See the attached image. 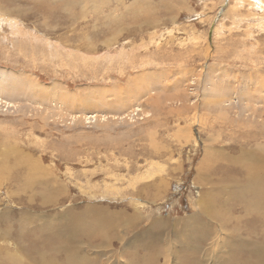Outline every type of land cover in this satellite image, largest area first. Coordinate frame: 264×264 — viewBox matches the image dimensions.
<instances>
[{
    "label": "rangeland",
    "instance_id": "374dc122",
    "mask_svg": "<svg viewBox=\"0 0 264 264\" xmlns=\"http://www.w3.org/2000/svg\"><path fill=\"white\" fill-rule=\"evenodd\" d=\"M3 72L0 264L264 260V0H0ZM200 197L234 211L196 254Z\"/></svg>",
    "mask_w": 264,
    "mask_h": 264
},
{
    "label": "bare ground",
    "instance_id": "6f19581e",
    "mask_svg": "<svg viewBox=\"0 0 264 264\" xmlns=\"http://www.w3.org/2000/svg\"><path fill=\"white\" fill-rule=\"evenodd\" d=\"M6 75V73H0V77H2V76H5ZM6 85H8V83H6ZM3 87V86H2ZM33 88H35V90H41V91H44V89L40 86V85H38V84H35L34 86H32ZM207 91H208V89H207ZM0 92H2V91H0ZM209 93H210V96H213L212 95V93L210 92V91H208ZM255 92H256V89H255ZM1 95V94H0ZM3 95V94H2ZM1 95V96H2ZM216 96V95H215ZM1 101H3V98L2 97H0V103H1ZM5 102H8L9 103V101H6L5 100ZM8 105H10V104H8ZM263 109H264V107H263ZM93 115V114H92ZM254 115V114H253ZM95 118V117H94ZM254 118H255V116H254ZM91 119H92V117H91ZM254 148H257V149H259V148H261L259 145H256ZM253 150V149H252ZM259 151H260V149H259ZM253 152L254 151H250L249 152V154H248V156H250L251 154H253ZM263 153V150H262V152L261 153H259V155L257 154H255V156L254 155H252V157H250V160H249V162L251 161V159H253V161H251L250 162V164L247 166V169H250V171H245L246 173H247V176H248V185H249V188H248V190H246V191H244L241 195H238L237 196V199H236V204L237 203H239V204H241L242 205V209L244 210V208H245V210H246V212L248 213L249 211H251V212H256V211H258L261 215H260V218H261V222H263L264 223V156H262L261 154ZM261 166V169L259 170L258 169V167H260ZM213 169V168H212ZM218 171V170H217ZM225 180V179H224ZM208 192H205V195L207 196V197H209L208 196V194H207ZM223 200V199H222ZM215 201V200H214ZM213 202V201H212ZM227 203H228V199H224L221 203H219V201L217 200V201H215V202H213L211 205H210V203L209 202H207L206 201V198L205 197H200V199H199V201H198V204H199V206L202 208V212H200V213H195L194 214V216H190L189 218H187L186 220H185V222H183L182 220H179V221H177L176 223H171V224H173V225H175V224H177V223H179V222H181V223H183L182 225L184 226V228H183V231L185 232V236L186 235H192V233L189 231V229H192V228H195L196 229V227H200V229L198 230V238H197V243L193 246L194 248H192L191 249V252H195L196 254H198V252H200V251H204V249H203V246H204V241L203 240H209L211 237H213V235H215L216 233H217V228L215 227V226H213V228H208V226L213 222V220L215 219V220H217V222L219 223V221L220 220H222V219H225V217H226V215L228 214V213H231L232 214V211H234V208L233 209H228V206H229V203H228V205H227ZM220 204H222V205H224V207H226V205H227V207H226V212H227V214H225V215H222L221 214V212L220 211H218V213H213L211 210H209L210 208H211V206L213 207V208H217V207H219L218 205H220ZM208 209V210H206V209ZM100 209V208H99ZM222 211V210H221ZM237 213V212H236ZM134 217H135V219L134 220H137L139 217L138 216H136L135 214H134ZM204 217H211L213 220H207V219H205ZM102 218V217H101ZM100 218V219H101ZM62 219H63V217H62ZM99 219V218H98ZM129 219V218H128ZM235 219H239L238 217H235ZM130 221H133V219L132 218H130L129 219ZM128 220V221H129ZM97 221V220H96ZM101 222V221H100ZM104 222H105V220H104ZM168 222V221H167ZM167 222L166 221H163V222H161V224H162V226H164L165 224H167ZM68 224V223H67ZM103 224V223H102ZM127 224V223H126ZM220 224V223H219ZM65 225H66V223H65ZM101 225V224H100ZM113 225V224H112ZM56 226H57V224H56ZM67 226V225H66ZM69 226H71V225H69ZM97 226V225H96ZM133 226V224L131 225V227ZM107 227V226H106ZM110 227V226H109ZM165 227V226H164ZM66 229H67V227H65ZM68 228H70V227H68ZM73 230H75L74 228H72ZM98 229V228H97ZM113 229H116V227H114V226H112L111 227V230H113ZM76 232H77V229L75 230ZM79 231V230H78ZM99 231V230H98ZM127 232V231H126ZM62 233H64V232H62ZM66 234L67 235H69L70 236V234H71V230L70 231H67L66 232ZM80 234V233H79ZM94 233H92V235H93ZM161 234V233H160ZM64 235V234H63ZM78 235V234H77ZM81 235V234H80ZM106 235V234H105ZM263 235H264V228H263ZM153 238H154V241H153V243H155L154 244V246L156 245V241H158V236L157 235H155V236H152ZM75 239L77 238L76 237V234H75V237H74ZM120 238V237H119ZM66 240H64V243L65 242H67L68 241V239H69V237L67 236V238H65ZM79 239V238H78ZM77 239V244H81V242L79 241ZM134 242V241H133ZM63 244V243H62ZM136 244V243H135ZM67 245V244H66ZM65 245V246H66ZM72 245H74V244H72ZM76 245V244H75ZM82 245V244H81ZM80 245V246H81ZM133 245V244H132ZM148 245H151V244H147V243H145V247H147ZM253 245H254V242H252V241H250V250H252V252H253ZM58 246V245H57ZM77 246V249H79V245H76ZM154 246H152V251H153V257L152 256H144L143 258H144V260H142V258L140 257V255L138 256L137 254V256H134V261H133V263L132 264H142L143 263V261L144 262H147V260L149 261V263L150 262H152V261H150V257L152 258V260H153V264L155 263V264H168L169 263V258L165 255V256H161V253H160V249H157V250H159L158 251V253H159V255H155L154 253H155V247ZM59 247V246H58ZM62 247V246H61ZM133 247V246H132ZM151 247V246H150ZM63 248V247H62ZM65 248V247H64ZM63 248V249H64ZM81 248H83V249H85V247L83 246V247H81ZM248 248V246H246V247H244V248H241V250H246V249ZM77 249H74V251L76 252H73V251H71L70 253L73 255V256H76L77 254H78V252H79V250H77ZM148 250V249H147ZM240 250V251H241ZM61 251V250H60ZM87 251V250H86ZM43 252V251H42ZM63 252V251H62ZM61 252V253H62ZM56 253H58L59 254V252H56ZM113 253V252H112ZM168 253H169V251H168ZM64 254V253H63ZM88 254V253H87ZM71 255V256H72ZM112 255H114V254H112ZM112 255H108V256H112ZM249 255V254H248ZM84 257V256H83ZM82 257V258H83ZM85 257H87V256H85ZM91 257H93L92 255H90V256H88L87 258H84V259H86V260H89V258H91ZM107 256H105V258H106ZM70 258V257H69ZM94 259H93V261H95L96 260V256H94L93 257ZM92 259V258H91ZM116 259V258H115ZM79 260V259H78ZM85 260V261H86ZM108 260V259H107ZM90 261V260H89ZM111 261V260H110ZM257 261H264L263 259H259V260H256L255 258H254V256H253V253H251V255H250V258L249 259H247L246 261H244V263H242V264H257L256 262ZM83 262V261H82ZM87 263V262H86ZM85 263V264H86ZM90 263V262H89ZM94 263V262H93ZM92 263V264H93ZM122 263V262H121ZM185 263H187V264H189V263H192V264H202L203 262L202 261H200L199 259H197V258H194V260L192 259V260H190V261H186V262H184L183 264H185ZM226 263V262H225ZM235 263H237V262H235ZM234 263V264H235ZM95 264V263H94ZM116 264H120V263H116ZM146 264H148V262L146 263Z\"/></svg>",
    "mask_w": 264,
    "mask_h": 264
}]
</instances>
